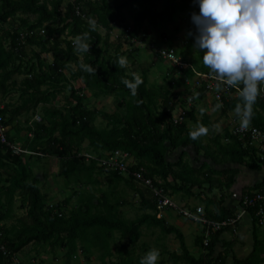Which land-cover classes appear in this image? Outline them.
<instances>
[{"label":"trees","instance_id":"trees-1","mask_svg":"<svg viewBox=\"0 0 264 264\" xmlns=\"http://www.w3.org/2000/svg\"><path fill=\"white\" fill-rule=\"evenodd\" d=\"M192 7L199 8L194 0H0V97L19 92V104L5 106L0 110V116L5 126L12 128L21 115L42 108L41 122L34 121L24 130L25 136L28 134L31 138L21 140L19 131L7 138L9 143H20L22 148L36 155L12 156L0 144V222L5 223L11 218L15 199L20 201L19 208L25 210L24 219L1 228L7 253H0V264H12L14 258L30 245L48 249L52 255L63 253L67 264L76 260L79 253L90 256L92 250L100 252L101 264H140L142 257L136 258L135 253L144 227L158 229L164 237L174 236L180 255H169L173 264H214L211 257L220 232L212 236L206 249L200 239L196 245L206 254L193 258L182 234L157 219L152 193L148 191L149 196H145L131 178L123 180L95 162L87 163L80 157L84 145L89 153L99 158L108 153H126L135 161L132 171H142L153 186L171 196L192 194L193 189L207 186L211 188L213 174L204 169L206 165L192 169L182 159L169 164L166 156L170 152L194 147L197 155L202 153L205 161L217 165L232 163L252 171L264 168L257 150L247 142L225 133L228 144H223L221 136L211 130L208 132L210 126L204 115L203 129L210 134V143L205 145L201 137L188 131L186 120H192L194 116L192 107L185 121L174 125L172 115L184 106V101L172 100V94L168 96L173 86L150 89L147 70L138 74L119 65L124 43L120 37L116 44L109 42L112 25L126 26L127 14L133 15L132 31L123 36L129 41L139 40L143 45L151 46L144 27L146 22L155 27L158 20H170L177 12L184 13ZM89 19L95 20V30H91ZM41 30L44 35H40ZM29 32L33 34L29 35ZM84 32L90 35V53L77 54L73 41ZM134 52L137 53L136 49ZM42 55H51L52 62L42 59ZM154 56L158 58L156 54ZM81 65H89L96 71L89 73ZM202 67L205 74H210L207 67ZM185 74L192 76L190 72ZM135 76H139L142 83L133 96L122 81L133 82ZM19 77L22 79L17 82ZM77 81L82 88L73 86ZM237 86L239 91L231 89L236 97L228 102L223 100L221 112H242L247 122L264 135L261 93L248 104L241 95L244 85ZM67 90L69 96L65 104L56 108L57 96ZM200 90L197 97L201 99L204 90ZM84 91H90L96 97L113 95L116 113L87 110ZM98 117L106 122L105 128L95 126ZM32 158L56 159L59 164L57 176L78 183L83 179V183H95V174L106 173L116 184L123 182L138 194L142 215L134 220L123 219L118 211L122 203H111L104 194L99 198L80 197L78 205L68 212L65 210L68 199L49 207L47 197L30 169ZM232 181V178L228 179L223 186L230 188ZM207 206L215 210L214 215L206 214L212 221L221 222L233 216L225 212L221 203L210 200ZM248 215L256 223L255 211L249 210ZM114 241L119 245L113 244L115 250L112 251ZM263 254L262 249L256 248L247 260L234 264H264Z\"/></svg>","mask_w":264,"mask_h":264},{"label":"rangeland","instance_id":"rangeland-1","mask_svg":"<svg viewBox=\"0 0 264 264\" xmlns=\"http://www.w3.org/2000/svg\"><path fill=\"white\" fill-rule=\"evenodd\" d=\"M193 13L198 14L199 8L193 7L187 14L177 12L172 18H170V20H158L155 27L146 22L144 24V27L146 29V35L151 40L152 47L142 45L143 47L141 48L134 44L131 45L130 41L123 36L125 35V30H128L129 33L132 31L133 15L129 14H127L126 26H111L112 33L109 39V42L111 44H116L119 37L122 39L120 41L124 43V45L121 47V53L123 54V58H126L127 60V64L126 66H124V68L128 72L132 71L139 74L143 70H149V79L151 81V84L154 85L157 82V84H159L160 81L163 87H166L169 84L172 85V83H174L176 89H179L180 87L185 85L186 100L193 98L192 105L194 102V98L196 97L197 90L199 89V87L194 86L196 84H194V81H197V75L203 74L200 71V67L203 65V53L195 49L194 35H189V33L195 34L196 32L195 26L191 21ZM100 32L103 31L100 30ZM179 34L181 35L179 36ZM173 42L174 45L177 46L178 44L179 47L177 48V50H174L176 51V55L179 57V59H181V63L184 66V70L182 72H190L192 76H185L186 78L183 76L181 77L171 65L158 60L154 56V50L156 48L172 49V47L169 46H172ZM188 45L190 46V49H188ZM135 49L137 53L134 52ZM42 59H45L48 63L52 62L51 55H42ZM179 77H181V80L183 82L187 81V84H184L179 79ZM21 79L22 78L20 77L16 78V81L20 82ZM73 86L76 89L82 88V85L79 81L75 82ZM68 96V90L57 96L54 106L56 108H61L65 104V100ZM18 97V91L12 92L3 98L0 97V107L3 108L7 105L15 107L19 104ZM84 97V104L87 110H96L99 113L104 114L116 113V100L113 95L110 94L105 97H96L92 92L87 91L85 92ZM213 101L214 100L212 98V102ZM36 118H42L41 107L37 109L35 113L30 112L29 114H24L19 117L18 122L21 132H19L18 136L21 140L25 141L26 137L28 139L31 138L28 136V134L27 136H25L26 133L24 130L28 125H32V123L36 121ZM95 126L98 129H103L106 126V122L102 117H98L95 122ZM82 151V153L84 154L89 153L85 145L83 146ZM30 166L33 177L39 183L40 190L47 197L46 205L48 206H56V204H60L63 202V200L68 199L67 201L69 202L65 209L68 212L78 205L80 197H88L89 195H92L99 198L102 194H104L111 201V203H123V205L119 206L118 208L120 216L123 219L134 220L142 214L141 210L138 209V202L134 201L132 191L126 188L123 184L118 186L117 189H113L112 187L115 185V183L106 173H102L101 175L95 174V183H83L84 179L82 183H78L74 179L66 180L57 176L59 164L55 159L51 160L50 162L48 161L47 163V159L38 160L36 158H32L30 160ZM4 176H6L5 173ZM193 202L194 200H191L190 204ZM19 207L20 201L18 199H15L12 207L11 218L5 221L3 225H6L8 227L11 224H15L18 220L24 219L25 210L20 209ZM142 235L143 236L136 251L137 258H139L140 255L145 256L147 252L155 249L159 251V260L157 264H172L170 261H168L169 255H171L172 253H178V243H176L174 237H163L159 234V231L151 229L147 230L146 228L142 229ZM156 240L158 241V244L155 243ZM184 240L185 245L190 252L196 250L194 248V237L192 235L186 233ZM22 254V256H19L21 258V261H15L12 264H64L63 253L56 252L55 255H52L50 251H48V249H44L41 247L30 245ZM79 254L81 255V253ZM84 258V256H81L79 261L73 260L71 264L91 263L90 260V263H86L85 261H83Z\"/></svg>","mask_w":264,"mask_h":264},{"label":"crops","instance_id":"crops-1","mask_svg":"<svg viewBox=\"0 0 264 264\" xmlns=\"http://www.w3.org/2000/svg\"><path fill=\"white\" fill-rule=\"evenodd\" d=\"M190 11H191V8H189L184 13L187 14ZM180 35L181 34H179V36ZM169 47H172L173 50L174 49L177 50V48H179L178 44H177V46L174 45V42L172 43V46L170 45ZM188 49H190V46L188 47ZM179 60L181 61V59H179ZM162 61L166 62L164 60H162ZM203 69L204 68L202 67V69L200 71H201V73L205 74ZM174 70L176 72H178L176 69H174ZM147 71L149 74V70H147ZM184 73L182 72L179 75L181 77L182 76L187 77V75H185ZM207 75H209V74H207ZM161 76H162V73H161ZM181 77H179L180 80H181ZM157 83L155 85L151 84V81H150L149 75H148V87L150 89H153V87L154 88L169 89L168 86L163 87L161 81L159 82V84H157ZM183 83L187 84V81H185ZM194 84H195L194 86H197V81H194ZM171 86H173L174 89L170 91L171 93L168 96H170L172 94L171 95L172 100L179 99L180 101H184L186 99V97H185V94H186L185 85L180 87L179 89H176V86L174 83H172ZM198 90L201 91L200 88ZM198 90H197V92H198ZM85 92H87V91H85ZM85 92H83L84 95H85ZM197 95H198V93L196 94V96ZM235 97L236 96L233 94V96L230 98V101L233 100ZM3 108L0 107V110H3ZM221 110H222V108L218 103H216L215 101L212 102V96L210 94H207L204 92L201 99L198 97H195L193 105H192V111L194 112V116H193L192 120H189L188 118L186 120V127H187L188 131H190L195 136L201 137V139L205 145L210 143L209 139H211V136L209 133H207L206 130L203 129L204 120H203L202 116L204 115V117H206V119L208 121L207 124H209V126H210V129L208 128V132H210V130H211L214 134L222 137V143L223 144H228V139H227V137L226 138L224 137V134L227 133L230 135V130L232 128V126H231L232 120L234 119L235 121H237L238 119L236 116L238 115V113H242V112H240V111H228L226 113H222ZM176 113L177 112L175 110L173 115H176ZM38 122H40V119ZM17 131L21 132L18 121L14 127H12V128L7 127V138H8V136L17 135ZM28 136L31 137V135H28ZM12 144L15 145L16 147L24 149V148H22L20 143H17V142L13 143L12 142ZM26 151H28V150H26ZM88 154L93 155L91 153H88ZM34 155H36V154H34ZM81 155H84V153H82ZM105 155H107V154H105ZM93 156L98 157L96 155H93ZM179 159L184 160L185 163L192 169H199L203 165H206V167L204 169L210 170L213 174L212 175V181H213L212 187L208 188V186H207V187H203V189L202 188L201 189H193L192 194L191 193L190 194L179 193V194L172 195V196L169 195V193H166V194L172 201H174L180 207H185L188 209H193L195 207H201L204 210V214H205L206 218H208L206 214H210V215L215 214L214 208L213 207L209 208L207 206L208 201L211 200L215 203H221V206L224 207V210L227 214L234 215L239 210V206H238L239 203H238L237 199L233 198L234 194L238 195L239 197L251 196L256 192H260V190L264 186V168H262L258 171H252V170H249L243 166H238V165L232 164V163H222V164L217 165V164L212 163L211 161H205L202 153L197 155L194 147H189L186 150H178L176 152H170L166 156V160L169 164H174V163L178 162ZM51 160H54V158L47 159V163H48V161L50 162ZM129 165L131 167L133 165H135V161L133 158H130ZM231 178L233 179V181H232L230 188L224 187L223 184L226 181L228 182V179H231ZM122 179L127 180L124 177H122ZM122 184L126 187V185L123 182H121L119 184L115 183V185L112 188L117 189V187L122 185ZM135 185H136L137 189H139L141 192L145 193V196H149L148 190L143 189L138 184H135ZM132 193H133L134 201L138 202V209L140 210V198H139L138 194L135 193L134 191H132ZM150 200H151V198H150ZM191 200H194V202L190 204ZM122 205H123V203H122ZM146 214H152V213L147 212ZM157 219H160L161 221H163L167 227H173L174 229L179 231L182 234L183 238L185 237L186 233L189 235H192L194 237V248L196 250H193L192 252H190L187 249L189 254L193 258H196V259L204 256L202 253V250L199 249L198 246L196 245V243L198 241H200L201 236H202L201 226L187 222L186 220H184L180 216H178L176 213H174L172 211H167V210L163 211V213L160 214V217H158V215H157ZM144 228H146V227H144ZM146 229L159 231L158 229H153V228H146ZM159 234L161 235L160 231H159ZM116 237H117V235H115V238ZM166 237H174V236L171 235V236H166ZM155 243L158 244V241L156 240ZM176 243H178V242L176 241ZM184 243H185V240H184ZM113 244L119 245V242L114 241L111 244V248H112L111 250L112 251L115 250V248H114L115 245H113ZM177 247H178V253H172L171 255H173V254L174 255H180L179 244ZM256 248H260L264 251V225L259 226L257 224V221H256V223H254L253 220L251 219V217L247 216L239 224L238 230L236 233H232L229 230H223L222 232H220V234L217 238V241L215 243V246H214L213 256L211 258H212L214 264H234L237 261L247 260L252 255V253L255 251ZM25 250H27V248H25ZM25 250H23V252ZM23 252L19 253L14 258L13 263L15 261H21V258L19 256L20 255L22 256ZM99 253L100 252H98L97 250H92L90 256H85V254H81V255L78 254L76 260L79 261L80 257L84 256L85 258L83 261H85L86 263H90L89 262V260H90L91 261L90 264H101V261L99 259V257H100ZM136 255L137 254L135 253V257H136ZM141 257H144V255H140L139 258H141ZM63 258H64V261H63L64 264H67L66 258L64 257V254H63ZM261 259H264V254L261 256ZM112 261H114V259H112ZM168 261H169V257H168Z\"/></svg>","mask_w":264,"mask_h":264},{"label":"clouds","instance_id":"clouds-1","mask_svg":"<svg viewBox=\"0 0 264 264\" xmlns=\"http://www.w3.org/2000/svg\"><path fill=\"white\" fill-rule=\"evenodd\" d=\"M199 13H193L195 26L194 47L202 52V62L211 75L228 85L243 84L242 97L253 103L264 86V0H194ZM91 30L96 22L88 20ZM90 35L84 32L73 41L74 52L90 53ZM126 58L119 59L121 67ZM83 70L93 73L89 65ZM135 96L142 83L139 76L134 81H122ZM159 251L150 250L141 258L140 264H157Z\"/></svg>","mask_w":264,"mask_h":264},{"label":"built area","instance_id":"built-area-1","mask_svg":"<svg viewBox=\"0 0 264 264\" xmlns=\"http://www.w3.org/2000/svg\"><path fill=\"white\" fill-rule=\"evenodd\" d=\"M77 15H80L77 12ZM40 35H44V31L41 30ZM129 31L126 30L125 34H128ZM32 32H29V35H32ZM21 38H24V35L21 34ZM131 44L143 47L139 40L130 41ZM143 45V46H142ZM150 47V46H147ZM152 47V45H151ZM154 54L158 58L169 63L174 69H176L179 74L184 70V66L177 57L175 51L170 48H156ZM197 86L204 90L205 93L210 94L213 100L218 103L220 106H223V100L227 102L230 101V98L233 96L231 89L234 88L235 91H239L237 85H228L223 81H218L214 75H197ZM263 102H264V86H261L260 90ZM235 95V94H234ZM197 97V96H196ZM193 98L184 100V107L176 109V115H173V124L178 125L185 121L187 112L192 106ZM237 121L232 120V128L230 130V135L240 139L243 142H247L251 147L257 149V157L259 162L264 166V135L258 129L252 127L246 120L243 113H238ZM38 122L39 119L36 118ZM0 144L6 148L12 156H31L33 153L16 147L15 145L8 142L7 139V126L4 124L3 118L0 116ZM85 162H95L97 166L103 168L105 171L113 172L118 176L124 178H131L135 184H138L143 189L148 190L152 193V198L155 201L156 209L158 212V217L163 211H172L180 216L182 219L201 226L202 228V245L206 249L209 247L211 238L214 234L222 232L223 230H229L232 233H236L238 230L239 224L247 217L249 210L255 211V217L257 218V224L259 226L264 225V186L260 192H256L251 196H241L234 194L233 198L237 199L239 210L230 218L225 221L215 222L206 218L204 210L201 207H195L193 209H188L185 207H180L174 201H172L167 194L159 189L158 187L153 186V183L144 177L142 171H132L131 166L129 165L130 156L122 152L108 153L103 158L95 157L90 154L80 155ZM159 184V183H158ZM52 207V206H49ZM61 216V214H59ZM3 223L0 222V253L5 255L7 253L5 244L2 243L3 233L1 228ZM203 254H206V251H202ZM202 264H207L204 262Z\"/></svg>","mask_w":264,"mask_h":264}]
</instances>
